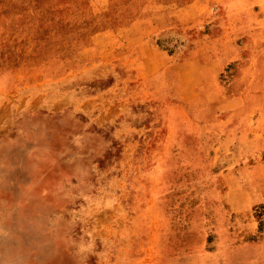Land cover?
I'll return each instance as SVG.
<instances>
[{"label":"rangeland","instance_id":"374dc122","mask_svg":"<svg viewBox=\"0 0 264 264\" xmlns=\"http://www.w3.org/2000/svg\"><path fill=\"white\" fill-rule=\"evenodd\" d=\"M176 2L0 0V264H264L258 65L222 73L203 141L176 27L145 53L164 70L119 28Z\"/></svg>","mask_w":264,"mask_h":264},{"label":"crops","instance_id":"0c3cea01","mask_svg":"<svg viewBox=\"0 0 264 264\" xmlns=\"http://www.w3.org/2000/svg\"><path fill=\"white\" fill-rule=\"evenodd\" d=\"M154 10L136 15L130 24L119 27L120 30L129 32L128 40L124 42L126 46L133 48L135 55L137 53L138 63L142 68L146 70L154 64V68L160 65L164 70V58H154L148 63L144 59L145 53L162 54L154 46V37L164 29L176 27L179 42H182V47L178 46L177 75L180 80L191 81L194 135L203 137V141L207 138V142H210L209 139L215 135L213 129L216 134H220L221 122L225 123L226 128V123L231 121H225L226 117L214 116V102L220 96H226V87L220 82L222 73L231 63L249 61L258 65L256 78L264 79V0H178L173 4H159ZM170 20L174 23L165 25ZM137 25L140 28L136 30ZM112 30L114 33L118 32L117 27ZM115 38H118L115 39L116 42L122 40L120 36ZM165 57L173 56L166 54ZM154 72L153 69L143 76ZM248 105L253 108L245 101L228 105L232 113H240L241 116L238 114L237 119L241 120L238 121L240 128L246 127V131L250 129V119L248 122L246 119L247 123L244 124L241 117L243 112L250 114ZM255 109L256 113L260 112L258 118L256 116L258 123L264 116V106L259 108L256 105ZM257 123L255 122L256 126ZM235 133L232 131L229 135ZM261 134L256 129L253 131V138L258 139ZM229 135L224 134V139Z\"/></svg>","mask_w":264,"mask_h":264}]
</instances>
